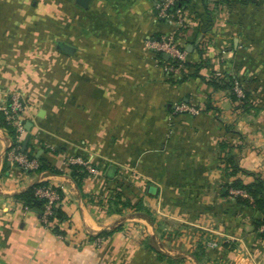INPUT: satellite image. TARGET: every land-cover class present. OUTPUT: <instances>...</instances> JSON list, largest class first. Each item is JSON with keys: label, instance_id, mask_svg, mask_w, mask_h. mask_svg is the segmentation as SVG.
Wrapping results in <instances>:
<instances>
[{"label": "crops", "instance_id": "obj_1", "mask_svg": "<svg viewBox=\"0 0 264 264\" xmlns=\"http://www.w3.org/2000/svg\"><path fill=\"white\" fill-rule=\"evenodd\" d=\"M164 1L0 0V110L10 91L25 95L18 140L45 165L11 162L0 124V264H264V213L223 195L221 149L244 181L264 177V0H188L181 24ZM167 35L187 51L183 73L149 46ZM41 181L64 195L63 233L17 199Z\"/></svg>", "mask_w": 264, "mask_h": 264}, {"label": "trees", "instance_id": "obj_2", "mask_svg": "<svg viewBox=\"0 0 264 264\" xmlns=\"http://www.w3.org/2000/svg\"><path fill=\"white\" fill-rule=\"evenodd\" d=\"M189 1L188 0H179L175 6H171L168 11L173 12L175 8L180 7V8H185ZM159 57L161 59L164 58V53L163 52H157ZM169 64H172L175 67H180L181 72L183 73L185 68L190 66L191 63H189L187 60L184 62H180L177 59H174L172 57L169 58L167 61ZM214 86L216 87H225L228 88L232 91L231 97L234 101L240 103L241 105H248V93L246 92L244 96H239L235 90H234V84L235 81L233 78H221L216 75L212 76L210 78ZM223 82V84H222ZM0 124L4 126L8 133L13 137L14 143L13 146L20 145L21 142L18 140V131L16 129V126L7 119V116L3 110H0ZM221 149L223 151L224 155V160H225V173L229 178H233L231 181H227L223 184V195L232 199L236 200L238 203L249 207L255 211H258L259 213H264V177L259 173L255 176L254 180L251 182H246L241 175L244 173L243 168L239 165L237 162V157L235 154H233L231 150V146L228 143H223L221 144ZM22 150V147H21ZM24 152L30 157L33 158V154L30 150L25 149ZM7 159V158H6ZM6 165H8V160H6ZM20 166L19 164H16ZM21 167V166H20ZM70 173L73 176V178L77 181V184L79 187L82 189V183L83 179L87 175L88 168L85 164L76 162V163H70ZM45 168L44 164H40L38 166V169H43ZM23 169V168H22ZM54 172H58V170H54ZM52 187L57 191L58 198L54 200L52 204V209L53 212L52 214L49 215V220L46 225L50 226L53 231L57 233H63V231L59 227V222L67 219L68 215L65 212L63 205H64V195L61 191L60 188L51 185L49 182L46 181H41L38 182L37 184L29 187L27 190L23 191L17 196V199L19 201H22L24 204L28 205L29 208L37 211L40 214V217H42L46 204L48 203V199L45 197H41L40 195L37 194V189L40 187ZM240 190L242 193L235 194L232 192V190ZM120 193L117 192L115 196H109L107 197V202L109 204L114 203L117 205L120 201ZM118 197L115 199L114 197ZM102 202V200H101ZM126 206L128 207H135L131 204L130 200H127L124 202ZM139 209H142V206H138ZM253 225L255 230L260 234L261 237L264 238V217H256L253 221ZM111 231H105L102 232L100 235H108L110 234ZM99 235V236H100Z\"/></svg>", "mask_w": 264, "mask_h": 264}, {"label": "built area", "instance_id": "obj_3", "mask_svg": "<svg viewBox=\"0 0 264 264\" xmlns=\"http://www.w3.org/2000/svg\"><path fill=\"white\" fill-rule=\"evenodd\" d=\"M178 1L179 0H165L164 3L160 5L159 9L162 16L168 18L171 22H177L181 24L184 20V9L177 7L173 12L168 11V9L171 6H175ZM149 46L152 47L156 52L169 54L170 57L177 59L180 62L186 61L187 51L180 48L171 35L163 36L158 40L149 41ZM166 69L173 71L174 73H179L180 67H175L172 64H167ZM234 90L239 96H244V90L239 82H235ZM27 106L28 103L25 95L21 91L15 90L8 93L7 103L3 107H1V109L5 112L7 119L16 126L18 135L22 134L25 130L23 114L26 111ZM176 111L197 112V109L194 107H190L185 103H179L176 106ZM8 158L11 162L19 164L24 170L33 171L36 170L39 166V163L36 159L30 158L23 150H21L20 145L13 147L11 146L8 152ZM76 162L86 163L81 158H74L71 160V163ZM232 192L235 194L242 193V191L234 189L232 190ZM37 194L48 199L45 211L41 217L42 222L44 224H47L49 215L53 212L52 204L54 200L58 198V194L54 188L48 186L38 188Z\"/></svg>", "mask_w": 264, "mask_h": 264}, {"label": "water", "instance_id": "obj_4", "mask_svg": "<svg viewBox=\"0 0 264 264\" xmlns=\"http://www.w3.org/2000/svg\"><path fill=\"white\" fill-rule=\"evenodd\" d=\"M62 46V49L66 50V51H71L72 50V47L68 44H61ZM166 57H170L169 54H165Z\"/></svg>", "mask_w": 264, "mask_h": 264}]
</instances>
